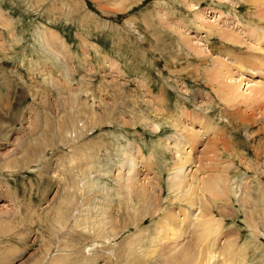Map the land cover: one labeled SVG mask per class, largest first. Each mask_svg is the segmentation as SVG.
I'll return each instance as SVG.
<instances>
[{"label":"rangeland","instance_id":"rangeland-1","mask_svg":"<svg viewBox=\"0 0 264 264\" xmlns=\"http://www.w3.org/2000/svg\"><path fill=\"white\" fill-rule=\"evenodd\" d=\"M263 33L264 9L242 0H0V264H160L157 220L119 204L117 174L128 151L153 154L139 180L160 176L178 210L166 140L191 132V185L228 182L207 264H264V75L241 66L264 57Z\"/></svg>","mask_w":264,"mask_h":264},{"label":"bare ground","instance_id":"bare-ground-1","mask_svg":"<svg viewBox=\"0 0 264 264\" xmlns=\"http://www.w3.org/2000/svg\"><path fill=\"white\" fill-rule=\"evenodd\" d=\"M242 1L244 3H247L250 7L256 6L264 9V0ZM210 31L211 29L207 32L209 33ZM215 33H217V31ZM218 33L220 35L219 38H223L224 40L229 42V44L232 43L236 46L237 44L241 43L240 40L237 39V36L233 35V33L229 34L222 31H219ZM258 38V40H261L264 39V36L259 35ZM249 56L251 57V55ZM255 58V60L249 58L252 61L247 60L241 62V66L246 65L248 66L249 70H254L257 73L260 72L264 75V57L258 56ZM255 93L260 94V97H262L264 95V84H262L261 88L257 89ZM221 94H223V96H221L224 97L223 99L227 104L230 103L232 104V106L236 104L240 105L239 99L241 97L238 99V96L234 95V93H232L231 91L226 95L225 91L221 90ZM260 106L264 105L260 104ZM247 108L254 109L251 103L248 104ZM239 109H241V107L238 106L237 111H239ZM204 124H202V126ZM154 126L157 129V126L155 124ZM178 127L176 126V128ZM204 131L207 134L209 133L208 129L204 128ZM195 137H197V134H193V132H191L188 133L187 137L182 135L180 136L178 134L175 136L172 135L166 140H171V143L174 144V153H172L174 163L173 169H170L171 173L168 176L169 178L167 179L166 183H163V185H167L168 190L175 198V202H179L180 205L185 204V206L183 207L179 206L180 208L178 210L172 211V207L174 206L169 207V205H167L165 208H163V206L160 204L163 198L162 197L159 199L160 188H162L160 176L148 179L147 183L145 182L146 180L143 182L139 180V176L141 174L139 167H143L145 171L152 169L153 166L151 165V163L152 158L154 157L153 154H151L150 156H146L141 148H137L135 152L128 151L125 155V160L123 159L121 168L123 169L124 174H117V179H119L120 183L117 189L121 197L119 200V204H121V202L124 200L127 203L129 202L131 207L135 205H139V207L142 206L144 217L152 216L157 220V229H154L155 234H153L154 238L151 239L150 243L152 245L150 247L152 249V253L158 254L157 256L160 264H207L211 259V255H207V253L215 254V252H217L216 250L218 249L217 245L219 237L215 234V231H218L220 229L222 223L216 218V216H213L215 214L214 206L211 203H214V201L219 196H221L219 194L220 191L225 190L222 188V185L228 182L227 180L223 179L196 180V175H192V179L196 180L197 184L195 186L191 185L188 178L190 176V173L192 172V167L195 164V161L190 153V148H188L190 149L189 152H185L186 155H183L184 153L182 151H186V147H192V149L195 148V145L197 144V139ZM199 170L200 169L195 171L194 174H196ZM209 182L212 184L211 187L208 185ZM206 192H209L213 199L211 197L210 199L205 198L204 194ZM162 193L164 194L163 189ZM224 193L226 195L229 194L226 191H224ZM126 207L130 209L129 205H126ZM122 218L120 217L118 220H115L114 217H111L109 219V223H111L112 228L109 231L114 232L115 230L121 228L120 220ZM183 223L184 225L182 226ZM108 232L107 234H110ZM213 233V237L207 240L208 235ZM190 237L192 238L189 241L190 243L185 241L186 238ZM227 242V246L223 245L224 247H222L221 249L222 251L223 249H229V254H231L230 257H234V260H236L235 256L238 257L239 252V250L237 251V241L235 239L232 240L227 238ZM204 256H208L205 262H203Z\"/></svg>","mask_w":264,"mask_h":264}]
</instances>
